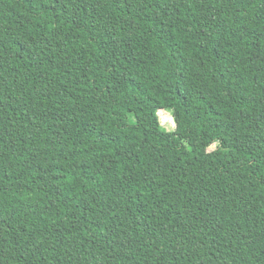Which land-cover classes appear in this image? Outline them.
<instances>
[{"label":"trees","instance_id":"trees-1","mask_svg":"<svg viewBox=\"0 0 264 264\" xmlns=\"http://www.w3.org/2000/svg\"><path fill=\"white\" fill-rule=\"evenodd\" d=\"M0 264H264V0H0Z\"/></svg>","mask_w":264,"mask_h":264},{"label":"rangeland","instance_id":"rangeland-1","mask_svg":"<svg viewBox=\"0 0 264 264\" xmlns=\"http://www.w3.org/2000/svg\"><path fill=\"white\" fill-rule=\"evenodd\" d=\"M158 116L162 128L167 132L172 131L174 128V124L170 113L166 110H161L158 112Z\"/></svg>","mask_w":264,"mask_h":264}]
</instances>
